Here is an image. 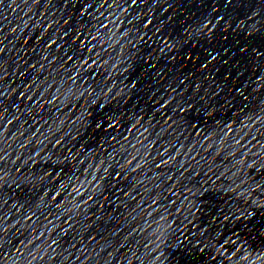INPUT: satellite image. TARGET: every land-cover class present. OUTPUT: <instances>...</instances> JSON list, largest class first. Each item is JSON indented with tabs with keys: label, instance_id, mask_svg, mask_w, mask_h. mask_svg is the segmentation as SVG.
<instances>
[{
	"label": "water",
	"instance_id": "obj_1",
	"mask_svg": "<svg viewBox=\"0 0 264 264\" xmlns=\"http://www.w3.org/2000/svg\"><path fill=\"white\" fill-rule=\"evenodd\" d=\"M0 264H264V0H0Z\"/></svg>",
	"mask_w": 264,
	"mask_h": 264
}]
</instances>
